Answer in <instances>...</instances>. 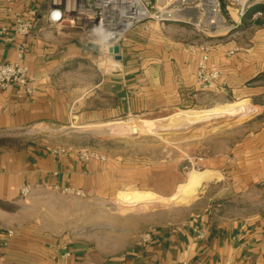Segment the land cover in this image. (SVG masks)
I'll return each mask as SVG.
<instances>
[{"label":"crops","instance_id":"obj_1","mask_svg":"<svg viewBox=\"0 0 264 264\" xmlns=\"http://www.w3.org/2000/svg\"><path fill=\"white\" fill-rule=\"evenodd\" d=\"M189 1L192 6L185 4ZM50 4L51 0H0V64L19 61L35 77L30 96L16 87L0 91V138L42 126L79 128L112 122L103 113L111 108L110 101L120 107L130 103L131 110L181 106L197 86L199 54L193 49L201 43L193 37L199 36L204 22L216 29L205 36L208 67L221 69L223 77L250 82L248 90L254 95L264 93V0H249L247 48L231 40L230 32L242 27L230 0H211L206 21L196 0H156L159 9L174 12L171 17L177 19L150 20L131 31L121 44L118 69L109 74L98 71L99 52L82 43L75 30L48 22ZM30 12L38 16L31 35H15V15ZM190 12L197 20H191ZM257 12L263 15L253 18ZM236 48L238 52L228 56ZM241 100L253 107L259 98ZM105 160L84 161L77 153L58 156L49 148H0V264H264V214L226 219L205 208L182 223L146 231L149 240L141 234L126 251L110 257L90 243L23 220L26 186H58L88 196L111 191L118 171ZM197 164L227 179L236 190L264 183V127L248 132L222 153L195 159ZM135 191L142 190L120 195ZM67 251L70 256L64 258Z\"/></svg>","mask_w":264,"mask_h":264},{"label":"rangeland","instance_id":"obj_2","mask_svg":"<svg viewBox=\"0 0 264 264\" xmlns=\"http://www.w3.org/2000/svg\"><path fill=\"white\" fill-rule=\"evenodd\" d=\"M196 1L201 4L199 9L204 17L210 16L211 0ZM192 3L185 4L192 6ZM189 14L191 20H197L195 12ZM171 16L156 20L177 19ZM207 17L202 20L206 21ZM251 18L248 16L245 21L249 23ZM198 30L199 36L193 38L200 44L205 43V36L216 29L204 22ZM75 32L81 42L86 43L82 32L79 29ZM230 35L231 40L247 48V27L236 29ZM116 63L115 57L111 58L105 51L97 55L95 62L98 71L104 74L118 69L113 65ZM196 84L181 106L131 110L130 103L120 107L118 102L110 101L108 106L111 108L103 113L108 120L121 121L128 118L156 120L180 111L196 112L216 104L235 105V111L193 126L170 124L149 132L88 133L79 131L80 127L42 126L10 132L2 137L9 139L8 147L16 149L87 150L94 154L92 159H106L105 162L117 167L114 188L96 196L76 195L46 187L34 188L30 194L22 195L23 220L36 224L43 231L90 243L98 253L110 257L126 251L146 231L169 223H182L191 213H199L205 208L212 210L217 218L226 219L264 214V183L236 190L227 179L218 178L199 164L194 165L195 159L222 153L248 132L264 127V93L254 95L248 90L250 82L243 79L239 82L228 76L210 81L196 78ZM242 98H259L258 105L247 107L249 102ZM193 170L206 173L203 187L189 200L171 201L177 193V186L186 184ZM133 190L154 192L167 200L139 202L147 193L142 191L120 195Z\"/></svg>","mask_w":264,"mask_h":264},{"label":"built area","instance_id":"obj_3","mask_svg":"<svg viewBox=\"0 0 264 264\" xmlns=\"http://www.w3.org/2000/svg\"><path fill=\"white\" fill-rule=\"evenodd\" d=\"M235 7L239 17V25L248 17L250 8L249 0H230ZM162 9L156 5V0H51L48 6L46 19L52 25L68 26L73 30L79 29L85 37L86 44H95L98 46V52H106L111 58L114 53L109 50L116 46L120 47L125 37L140 25L146 24L150 20H156L162 17ZM262 12H257L253 18L261 17ZM37 15L34 12L15 15V35L28 38L36 25ZM112 37V43L107 39ZM26 43L22 44L19 52L21 58L25 51ZM239 49H232L228 56L234 55ZM194 53L199 54L197 78L201 81H210L223 76L221 69H210L208 62L210 59V46L207 43H201L193 49ZM35 77L32 76L30 67L19 61L0 64V91L10 88H19L27 95L34 93ZM53 152L58 155H65L73 152L69 149H54ZM84 161H89L94 154L87 150L77 152ZM1 172V171H0ZM42 187V186H41ZM43 187L48 188L46 185ZM49 189V188H48ZM54 190L72 192L76 195H83L81 192L60 189L58 186ZM30 186L22 189V195L30 194ZM11 235V233H9ZM144 240L150 239V234H145ZM70 253L63 254L68 258Z\"/></svg>","mask_w":264,"mask_h":264},{"label":"bare ground","instance_id":"obj_4","mask_svg":"<svg viewBox=\"0 0 264 264\" xmlns=\"http://www.w3.org/2000/svg\"><path fill=\"white\" fill-rule=\"evenodd\" d=\"M173 12L167 10L162 11L163 17H170ZM109 44L112 43V37L107 39ZM116 65V64H113ZM235 111V105H223L216 104L212 107L197 110L196 112L180 111L169 116H162L156 120H141L137 118H128L121 121H112L106 123H95L91 125H85L80 127L79 131L88 133H101L105 131L119 132V131H132V132H149L159 127L179 124L185 126H193L201 124L207 120L214 119L220 116L232 114ZM168 115V114H167ZM206 173L203 171L193 170L189 181L186 184H182L178 187V191L170 200L173 202H183L193 198L202 186L203 180L205 179ZM165 201L158 195L152 193H146L140 198L139 202H158Z\"/></svg>","mask_w":264,"mask_h":264},{"label":"water","instance_id":"obj_5","mask_svg":"<svg viewBox=\"0 0 264 264\" xmlns=\"http://www.w3.org/2000/svg\"><path fill=\"white\" fill-rule=\"evenodd\" d=\"M88 47L91 48V49H93V50H95V51H98L99 50L98 49V46L95 45V44H89ZM109 52L115 54V59L116 60H121L122 57L120 55V47L116 46L114 48H111L109 50ZM203 185H204V183L202 184V187H203Z\"/></svg>","mask_w":264,"mask_h":264},{"label":"trees","instance_id":"obj_6","mask_svg":"<svg viewBox=\"0 0 264 264\" xmlns=\"http://www.w3.org/2000/svg\"><path fill=\"white\" fill-rule=\"evenodd\" d=\"M254 23H258L259 24V21L256 20V22H254ZM248 25L249 24L247 23V21L244 20L240 26L241 27H248ZM8 144H9V139H7V138H0V148H2V147H8Z\"/></svg>","mask_w":264,"mask_h":264}]
</instances>
